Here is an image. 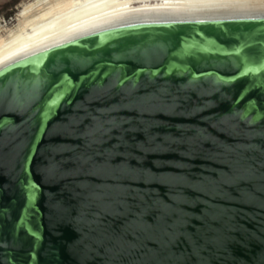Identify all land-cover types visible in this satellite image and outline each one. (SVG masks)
I'll return each mask as SVG.
<instances>
[{
    "label": "water",
    "instance_id": "water-1",
    "mask_svg": "<svg viewBox=\"0 0 264 264\" xmlns=\"http://www.w3.org/2000/svg\"><path fill=\"white\" fill-rule=\"evenodd\" d=\"M0 264H264V21L1 72Z\"/></svg>",
    "mask_w": 264,
    "mask_h": 264
},
{
    "label": "bare ground",
    "instance_id": "bare-ground-1",
    "mask_svg": "<svg viewBox=\"0 0 264 264\" xmlns=\"http://www.w3.org/2000/svg\"><path fill=\"white\" fill-rule=\"evenodd\" d=\"M11 30L0 26V73L59 48L110 33L264 21L260 0H32Z\"/></svg>",
    "mask_w": 264,
    "mask_h": 264
},
{
    "label": "rangeland",
    "instance_id": "rangeland-1",
    "mask_svg": "<svg viewBox=\"0 0 264 264\" xmlns=\"http://www.w3.org/2000/svg\"><path fill=\"white\" fill-rule=\"evenodd\" d=\"M32 0H0V26H4L6 30H11L17 22V14L22 4H26Z\"/></svg>",
    "mask_w": 264,
    "mask_h": 264
},
{
    "label": "snow or ice",
    "instance_id": "snow-or-ice-1",
    "mask_svg": "<svg viewBox=\"0 0 264 264\" xmlns=\"http://www.w3.org/2000/svg\"><path fill=\"white\" fill-rule=\"evenodd\" d=\"M261 3H264V0H260Z\"/></svg>",
    "mask_w": 264,
    "mask_h": 264
}]
</instances>
